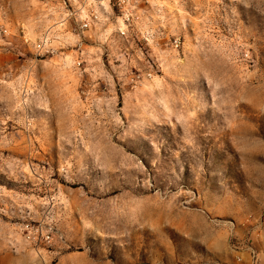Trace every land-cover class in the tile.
<instances>
[{
    "label": "rangeland",
    "instance_id": "374dc122",
    "mask_svg": "<svg viewBox=\"0 0 264 264\" xmlns=\"http://www.w3.org/2000/svg\"><path fill=\"white\" fill-rule=\"evenodd\" d=\"M81 2L0 0V264H264V0Z\"/></svg>",
    "mask_w": 264,
    "mask_h": 264
},
{
    "label": "built area",
    "instance_id": "2783aa9c",
    "mask_svg": "<svg viewBox=\"0 0 264 264\" xmlns=\"http://www.w3.org/2000/svg\"><path fill=\"white\" fill-rule=\"evenodd\" d=\"M82 2L75 9H68L64 18L61 19V25L66 20H72L81 33L91 29V25L101 22V14L99 11H94L92 5L98 3L104 7L106 2L111 11L118 14V19L128 21L137 18V14L143 9L144 3L147 0H81ZM6 33V30L3 31ZM49 34L43 36V39L37 43V51L43 54L52 53L49 45ZM79 66L80 61L76 62ZM19 229L22 233L23 241L30 245L33 249H48L45 246H50L53 242L54 226L52 220L42 218L37 221L31 219L20 224Z\"/></svg>",
    "mask_w": 264,
    "mask_h": 264
}]
</instances>
